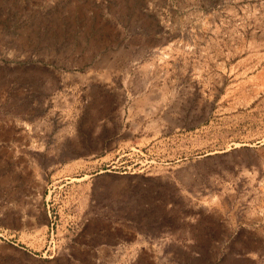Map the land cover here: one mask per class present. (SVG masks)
<instances>
[{"label":"rangeland","instance_id":"1","mask_svg":"<svg viewBox=\"0 0 264 264\" xmlns=\"http://www.w3.org/2000/svg\"><path fill=\"white\" fill-rule=\"evenodd\" d=\"M0 264H264V0H0Z\"/></svg>","mask_w":264,"mask_h":264}]
</instances>
